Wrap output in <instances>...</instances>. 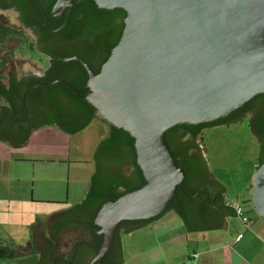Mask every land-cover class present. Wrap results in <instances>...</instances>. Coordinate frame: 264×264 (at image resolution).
I'll use <instances>...</instances> for the list:
<instances>
[{
    "label": "water",
    "instance_id": "95a60500",
    "mask_svg": "<svg viewBox=\"0 0 264 264\" xmlns=\"http://www.w3.org/2000/svg\"><path fill=\"white\" fill-rule=\"evenodd\" d=\"M94 1L99 8L125 10L117 43L99 71L78 55L61 59L81 62L89 88L81 94L97 118L134 138L136 162L145 178L140 186L105 201L94 217L102 242L88 264H103L118 224L161 214L186 176L166 141V130L225 117L264 92V0ZM72 3L57 0L53 11ZM0 13L15 22L12 10ZM9 124L3 120L1 126ZM1 132L0 139L19 142L7 136L11 131ZM203 156L209 167L204 150ZM251 189L253 209L264 220V160L253 163ZM222 220L200 229L189 228L182 219L188 233L222 229ZM81 232L64 229L60 250H69ZM129 232L119 235L121 264V238Z\"/></svg>",
    "mask_w": 264,
    "mask_h": 264
},
{
    "label": "trees",
    "instance_id": "16d2710c",
    "mask_svg": "<svg viewBox=\"0 0 264 264\" xmlns=\"http://www.w3.org/2000/svg\"><path fill=\"white\" fill-rule=\"evenodd\" d=\"M88 1L92 3L97 13L93 20H96L100 33L99 44L101 46H103L101 36L106 35L107 32L110 34L111 41L109 46L111 47L107 52H102L101 62H104L121 35L126 12L119 7L113 10L99 8L94 0ZM52 4V2L43 3L45 11L49 12ZM49 26L55 25L49 24ZM3 32L4 29L0 26V34ZM71 52H74L73 46L66 45L64 52L57 54L63 57L70 55ZM80 56L87 60L96 71L99 70L98 66L92 63L87 56ZM55 62L59 66H66L67 70L71 71L74 69L76 71V73L64 77L66 84L73 88L61 82L51 83L46 87L45 91L48 93V97L44 99L45 102L42 105V109L47 113V120L44 122L38 121V124H35V128L42 125H54L69 134H74L97 118L95 108L74 89L85 87L87 72L75 60H57ZM50 79L52 80V77ZM21 93L13 92L12 95L7 94L8 103L0 112V138H2L1 128L2 130L5 129L15 133L19 128L21 132L17 145L25 143L31 132L29 125L23 126L27 121L24 118ZM251 109L255 111V114L249 120V129L255 135L256 140L263 139V142L258 145L257 153V164H260L264 160V92L254 96L226 118L222 117L198 124L179 123L166 130V141L171 147L179 166L185 170L186 176L182 184L178 185L171 203L161 214L149 219L122 220L118 224L110 249L103 256V264H107L110 250L115 256L113 264H121L122 254L119 242L121 231L129 232L147 221L160 217L168 210L178 213L189 228L196 225L200 229L210 228L212 223L222 219L225 214H235L232 206L226 205L224 202L226 187L209 173L207 163L202 156L200 154H191L188 150L186 151L187 146L178 147L174 141L170 140L169 134L177 128H192L190 133L196 135L205 126L228 121L231 116L232 118L236 116L235 119H237ZM3 120L9 121L11 124L1 126ZM101 121L105 123L107 131L105 137L98 142L94 150V171L91 174L88 188L83 198L75 205L55 213L56 222L53 224H50V220L47 225L46 223L43 225L41 223L35 224L30 230V238L25 248L16 250L12 243H5L4 239L0 238V260L11 259L21 253L35 251L39 254V264H88L90 258L96 254L102 242V234L96 231L97 225L94 223V217L101 205L105 201L116 198L145 182L142 171L136 162L134 138L124 129L108 124L104 120ZM210 187L216 188V198L213 197L212 191H209ZM194 214L197 217H202H198L196 222L191 223L188 221V217L193 218ZM66 228H81L82 231L80 237L71 242L70 249L67 251L60 250L61 244H59L60 234ZM93 264L98 263L94 262Z\"/></svg>",
    "mask_w": 264,
    "mask_h": 264
},
{
    "label": "rangeland",
    "instance_id": "374dc122",
    "mask_svg": "<svg viewBox=\"0 0 264 264\" xmlns=\"http://www.w3.org/2000/svg\"><path fill=\"white\" fill-rule=\"evenodd\" d=\"M8 21L11 24L15 23L0 13V23L9 25ZM6 43L8 44L6 48L11 49L17 47L18 41L12 39L3 42L4 45ZM34 62H36L34 55L30 57L26 55L20 59L19 64L25 72L36 71L38 63ZM6 70V66L1 68L3 72ZM0 103L5 104L4 99L0 98ZM38 128H34L37 130L34 139L35 142L41 141L43 145L38 148L20 147L17 152L11 151V157L8 153H4L2 156L5 159H0V173L4 177H12V179L0 180L2 186L6 184L4 189L12 191L11 194L8 192L3 194L4 196L16 200L22 199V191L25 188L27 193L32 191L34 199L42 200L34 203V207L30 206L32 208L12 203L10 212L4 211L0 215V225L4 226H0V235L5 243L10 242L15 248H25L30 238L29 224L35 217L24 221V215H31L32 210L43 211L44 216L53 215L75 205L83 198L94 171V150L107 131L105 123L99 118L93 119L85 128L74 134H69L54 125H43ZM203 144L212 176L226 187L225 202L232 204L237 201L244 209L249 208L251 214H256L251 202V178L258 146L248 129L247 120L205 129ZM18 157H29V160H15ZM0 203L2 207L3 204ZM20 208L22 211H16ZM171 212L166 218L173 216ZM38 217L42 218V216ZM229 218L236 217L229 216ZM47 222L48 220L45 221L46 225ZM33 226L32 224V228ZM143 229L140 231V236L145 237L143 234H147L148 230L142 231ZM135 235H139V231ZM138 244L136 241L135 245ZM140 259L141 257L137 255L133 259L127 257L123 264H138ZM0 264H38V255L32 253L14 256L11 259L0 260Z\"/></svg>",
    "mask_w": 264,
    "mask_h": 264
},
{
    "label": "flooded vegetation",
    "instance_id": "af4514ba",
    "mask_svg": "<svg viewBox=\"0 0 264 264\" xmlns=\"http://www.w3.org/2000/svg\"><path fill=\"white\" fill-rule=\"evenodd\" d=\"M56 1L57 0H0V10H12L15 19L14 24H11L9 21V25L0 23V26L4 29V32L0 34V98L5 101V104L0 103V112L8 103L6 98L7 94L12 95L13 92H22L24 118L27 121L23 126L29 125V130L31 129L30 131L35 128V124H38V121L44 122L47 120V113L42 109V105L45 102L44 99H47L48 97V93L45 91L46 87L51 83L55 84L58 82L67 85L64 77L76 73L74 69L70 71L66 69V66L62 67L61 65L59 66L56 64L55 61L67 57H62L57 53H63L66 45L73 46L74 52H71L70 55L87 56L90 61L100 69L103 63L101 62V57L103 55L102 52H107L111 47L109 46L111 41L109 32H107L106 35L104 34V36H101L103 46L99 44L100 33L97 28L96 20H93L97 13L91 2L88 0H73V3L70 6L66 5L64 8L60 7L53 11ZM49 2H52L53 4L50 11L47 12L44 9L43 3ZM58 12L61 13L56 14ZM49 24L55 26H49ZM12 39L18 41L17 47L11 49L6 48L8 47V44L6 43L4 45L3 42ZM104 47L105 49H103ZM2 52L6 54H3ZM29 54L32 56L34 55V58L36 57V62L34 63H38V69L36 71L29 70L28 72H25L21 69L19 62L20 59L24 58L26 55L30 57ZM70 60H75L81 64V62L76 59ZM4 66L7 67L5 72L1 71V68ZM50 77H52V80ZM68 87L73 88L72 86ZM74 89L78 94L84 97V95L81 94V91H89L87 79L85 87ZM36 111L37 113H35ZM254 114L255 111L251 109L249 112L243 113L237 119H235L236 116L234 118L231 116V119L228 121H222L220 123L203 127V129L196 135L190 133L192 128H177L170 132V140L174 141L178 147L187 146L186 151L188 150L191 154H200L207 163V160L203 156V150L206 152L203 144V131L215 126L236 123L243 119L247 120L248 126L249 120L253 118ZM227 116H225V118ZM20 132L21 131H19L18 128L16 133L11 131L10 135L7 136L11 139L19 140ZM2 133L4 132H1V134ZM199 135L201 136L200 143L202 146L199 144ZM252 135L255 137L253 133ZM256 142L258 146L263 142V139L256 140ZM207 168L209 170L208 164ZM210 190L214 195L213 197L216 198V188L213 187L209 189V191ZM196 217L197 215L194 214L193 218L188 217V221L191 223L196 222L198 217L202 216ZM55 220L56 218L54 217L50 218V224L56 222ZM114 260L115 256L113 255L112 250H110L107 264H113Z\"/></svg>",
    "mask_w": 264,
    "mask_h": 264
},
{
    "label": "crops",
    "instance_id": "0c3cea01",
    "mask_svg": "<svg viewBox=\"0 0 264 264\" xmlns=\"http://www.w3.org/2000/svg\"><path fill=\"white\" fill-rule=\"evenodd\" d=\"M35 131L37 130L33 129L30 132L28 139L22 145H11L8 140L0 139V159H5L2 156L4 153H8V156L11 157V151L17 152L20 147L33 148L36 146L35 148H38L43 145L40 143L41 141L35 142ZM15 160H29V157H18ZM7 179H12V177H4L0 173V180ZM4 183L6 182L4 181ZM4 186L0 183V202L3 204L2 207L0 205V215L4 211H9L12 203L32 208L35 206L34 203L42 201L34 199L32 191L27 193L25 188L22 191V199H11L10 196L3 195L7 192L12 193V191L4 189ZM225 204L232 206L233 203L225 202ZM242 209L245 214L249 213L248 224H244L236 214L233 216L236 217L235 219H230L231 215L225 214L222 220V229L190 233L185 230L179 214L168 210L154 222L122 236L123 263L127 257L133 259L137 255L141 257L138 264H264V220L257 214H251L249 208L242 207ZM16 211H22V209H16ZM170 211L173 216L166 218ZM43 213V211L32 210V216L30 214L22 216L24 221L35 217L34 221L29 224L30 230L32 224L41 223L43 225L51 216L49 214L44 216ZM38 216H42V218ZM0 226L4 227L2 224ZM23 226L26 227V225ZM141 229H143L142 231L148 230L147 234H143L145 237L140 236ZM137 231H139V235L136 236ZM239 233L242 234V237L236 240ZM136 241L139 243L137 246L135 245Z\"/></svg>",
    "mask_w": 264,
    "mask_h": 264
},
{
    "label": "built area",
    "instance_id": "2783aa9c",
    "mask_svg": "<svg viewBox=\"0 0 264 264\" xmlns=\"http://www.w3.org/2000/svg\"><path fill=\"white\" fill-rule=\"evenodd\" d=\"M233 209L235 210V214L240 218V220L244 223V224H248L249 223V218L247 217V215L244 213L241 205L238 202H234L232 204ZM242 237V234L239 233L236 236V240L240 239Z\"/></svg>",
    "mask_w": 264,
    "mask_h": 264
}]
</instances>
